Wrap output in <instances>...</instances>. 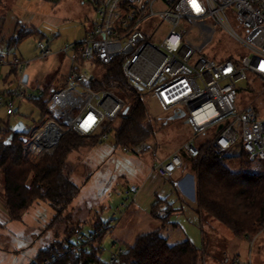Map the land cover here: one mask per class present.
Here are the masks:
<instances>
[{
  "label": "built area",
  "instance_id": "1",
  "mask_svg": "<svg viewBox=\"0 0 264 264\" xmlns=\"http://www.w3.org/2000/svg\"><path fill=\"white\" fill-rule=\"evenodd\" d=\"M84 1L95 8L97 20L83 41L62 49L69 62L65 86L59 91L51 89L50 115L36 128L27 130L24 125L21 131L29 132L21 139L30 152L38 158L53 155L71 132L108 139L126 104L112 91L93 90V66L120 60L132 87L154 100L164 113L184 112L192 129L193 137L178 152L155 162L152 171L162 179L171 180L183 168L181 153L199 157L201 143L209 142L222 154L240 143L250 162H264V0H197L200 12L190 0ZM218 33L238 46L230 59L213 57L223 46L220 39L212 52L205 53ZM37 51L36 59L54 54L43 40L37 42ZM30 63L17 57L0 59V67L16 70L13 88L0 93V110L9 118L19 112L22 102L45 94L42 84L30 85L29 79L24 82ZM242 83L245 89L240 87ZM242 90L256 92L257 99L240 110L237 100ZM89 116L93 119L85 130L81 125ZM10 128L15 131L9 121L0 120V137L8 142L13 138ZM122 149L126 154H149L154 159L159 154L152 141ZM174 185L179 187V182ZM137 192L133 186L126 193ZM115 227L112 220L100 228L81 231L63 250L77 259L94 250L103 253L104 240ZM126 252L113 244L106 262L122 264ZM56 257L52 255L41 264H52ZM234 264H240L239 260Z\"/></svg>",
  "mask_w": 264,
  "mask_h": 264
},
{
  "label": "rangeland",
  "instance_id": "2",
  "mask_svg": "<svg viewBox=\"0 0 264 264\" xmlns=\"http://www.w3.org/2000/svg\"><path fill=\"white\" fill-rule=\"evenodd\" d=\"M96 20L95 8L84 0H4L0 3V59L11 61L17 57L31 61L26 69L30 85L40 83L59 91L65 86L69 63L62 49L68 44L83 41L86 31L93 29ZM163 29L167 32L168 26ZM28 30H34V33L19 40L20 33ZM219 39L232 50L238 49L235 43L218 33L214 42L206 48V54L212 52ZM40 40L54 53L46 59H36L39 55L37 42ZM220 48L214 51L213 57H221ZM11 71L10 67H0V93L13 88L16 78ZM240 87L245 89V83ZM256 99V92L242 90L237 100L238 108L241 110ZM145 101L156 130L152 142L158 144L159 155L177 151L193 137L185 117L170 119L172 113H164L154 100L146 97ZM41 116L37 108L27 101L22 102L19 112L10 118L4 110H0V120L9 121L13 128L23 123L27 130H32L37 127ZM119 125L117 121L115 131L100 144L93 146L89 141L86 147L70 155L71 179L81 192L65 212L73 216L72 220L61 228H48L56 212L44 202L35 204L22 221H10L0 174V264H30L40 250L65 241L69 236L65 229L81 227L82 232H87L94 224H108L112 220L116 221V227L104 240V261H109L113 244H117V249H128L138 237L157 230L170 246L183 242L182 231L170 223L174 213L172 208L159 211L158 220L150 215V207L144 201L127 195L126 192L133 186L142 190L141 186L150 174L153 157L126 154L122 147H117L116 128ZM241 154L240 143L222 154V160L232 172L240 171ZM259 165V161L251 163L253 168ZM195 204L193 201L192 205ZM201 232L206 241L204 248H200L204 264H234L236 255L240 256V264H264V231L251 241L238 239L228 228L204 215L200 222L198 220L194 226H189L191 238L186 240L190 239L196 247H201ZM63 248L62 252L67 255ZM62 252H58L59 255Z\"/></svg>",
  "mask_w": 264,
  "mask_h": 264
},
{
  "label": "trees",
  "instance_id": "3",
  "mask_svg": "<svg viewBox=\"0 0 264 264\" xmlns=\"http://www.w3.org/2000/svg\"><path fill=\"white\" fill-rule=\"evenodd\" d=\"M3 1L0 0V3ZM33 31H23L19 40L31 35ZM219 50L222 52L220 59L231 58L232 48L223 45ZM93 70V90L112 91L128 108V112L122 113L118 119L120 125L116 129L117 147H131L144 141H152L156 130L148 114L145 101L147 96L129 84L122 62L117 60L109 65L96 62ZM15 72L12 69L11 73ZM51 89L52 86H45L43 96L28 101L42 115L37 125L50 115L48 101ZM9 133H13L10 142L0 137V174L10 221H22L35 204L44 202L56 212L48 228H61L64 223L72 220L73 216L66 215L65 212L81 192V188L71 179L70 155L86 147L89 141L96 146L101 140L71 132L63 138L53 155L38 158L21 139V136L28 135L29 132L17 133L10 128ZM199 150L200 156L197 158L186 153L182 155L184 160L190 162L191 170L197 176L195 210L228 228L236 238L251 241L264 231V162L253 168L248 156L242 153L240 171L232 172L222 160V153L209 145V142L201 143ZM164 207L171 206L167 200L157 199L151 208V216L160 220L158 213ZM103 225L94 224L92 229ZM81 231V227L65 229L69 235L65 241L40 250L30 264H41L44 260L51 259L52 255L57 256L52 264H108L99 250L78 259L72 253L66 255L62 252L63 246L70 244ZM126 250L122 264H204L200 248L189 240L170 246L159 230L138 237L135 244ZM58 252L62 254L58 255Z\"/></svg>",
  "mask_w": 264,
  "mask_h": 264
},
{
  "label": "crops",
  "instance_id": "4",
  "mask_svg": "<svg viewBox=\"0 0 264 264\" xmlns=\"http://www.w3.org/2000/svg\"><path fill=\"white\" fill-rule=\"evenodd\" d=\"M88 32L89 31H86V34ZM27 79H29L28 75H27ZM182 146L179 147L177 151H174L172 153H168L164 155L158 154V157L156 158L157 160L153 158L152 165L150 166V174L144 180L141 186L142 187L141 191L139 187L136 186L138 188V192L134 195L135 197L134 199L140 198V200L144 201V204L150 207V215H151V208L156 203L157 199L167 200V203L171 206L170 208H172L174 212L172 215L170 214L171 215L170 223L173 224V226L176 225L177 226L176 229L182 231V233L184 234L183 241H185L187 238H191L190 237L191 235H189L188 233L189 226L191 225L194 226L198 222V220L200 222V220L202 219V215L197 213V211L195 210V206L192 205L193 201H196V189H197L196 174L192 172L190 167V162L188 160H184L183 157H182L184 161L183 168L178 170L172 176L171 180L166 181L152 171L155 162H157L159 159L162 160L166 157H169L171 154L175 152H178L182 148ZM158 150H159V146H158ZM159 153H161V150H159ZM148 155L149 154H145L139 157H146ZM182 155L183 153H181V156ZM174 182H179V187L175 186ZM166 209L167 208L164 207L163 211H166ZM188 223H190V225H188ZM205 242L206 241L203 236V232H201V247L198 248H202V247L204 248ZM234 258H236V260H239L240 256L236 255V257Z\"/></svg>",
  "mask_w": 264,
  "mask_h": 264
},
{
  "label": "water",
  "instance_id": "5",
  "mask_svg": "<svg viewBox=\"0 0 264 264\" xmlns=\"http://www.w3.org/2000/svg\"><path fill=\"white\" fill-rule=\"evenodd\" d=\"M24 82H27V76L25 77ZM128 112V108L126 107L123 114H126ZM185 116L184 112H182L181 114H175L173 115L170 119H178V118H183ZM24 128L23 123H19L16 127H15V132L20 133L22 131V129ZM8 142V141H7Z\"/></svg>",
  "mask_w": 264,
  "mask_h": 264
},
{
  "label": "snow or ice",
  "instance_id": "6",
  "mask_svg": "<svg viewBox=\"0 0 264 264\" xmlns=\"http://www.w3.org/2000/svg\"><path fill=\"white\" fill-rule=\"evenodd\" d=\"M191 4H192V7L197 11V12H200L202 11V9L200 8L199 4L197 3V0H190ZM262 70H264V68H262ZM92 117L89 116L88 117V120L85 121L84 124H82L81 126L85 128V130H87V128L90 126V122L92 121Z\"/></svg>",
  "mask_w": 264,
  "mask_h": 264
}]
</instances>
